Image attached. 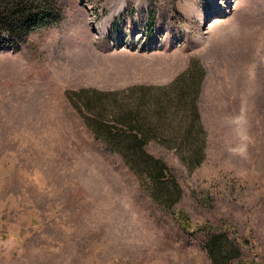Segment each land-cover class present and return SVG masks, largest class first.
<instances>
[{
  "label": "rangeland",
  "instance_id": "1",
  "mask_svg": "<svg viewBox=\"0 0 264 264\" xmlns=\"http://www.w3.org/2000/svg\"><path fill=\"white\" fill-rule=\"evenodd\" d=\"M53 1L57 25L0 51V264H215L216 236L239 251L226 264H264V0ZM192 81L206 160L188 169L179 114L144 149L174 170L169 209L104 153L80 104ZM207 224L211 238L195 232Z\"/></svg>",
  "mask_w": 264,
  "mask_h": 264
},
{
  "label": "trees",
  "instance_id": "2",
  "mask_svg": "<svg viewBox=\"0 0 264 264\" xmlns=\"http://www.w3.org/2000/svg\"><path fill=\"white\" fill-rule=\"evenodd\" d=\"M58 19L53 0H0V51L4 49L18 53L26 37L43 26L57 25ZM3 36L9 39L8 42L4 41ZM196 91L197 86L192 81L171 95L134 99V103L127 106H118L110 100H103V97L107 98L111 94L99 92L98 99L80 104L95 115L93 126L88 121L85 125L93 130L94 140L104 147V153L111 157L120 156V162L135 176L138 185L143 187L151 183L156 197L168 205L169 209L178 206L182 195L173 174L174 170L168 168L161 159L148 155L144 149L150 145L152 138H161L168 131L167 116L171 113L175 116L179 114L183 121L180 134L174 136V143L184 156H190L191 165L188 169L193 171L206 160L204 148L207 135L202 127L196 103L192 102ZM91 94L95 95L94 92ZM192 198L196 205L211 208L207 201H200L195 193H192ZM177 215L180 228L188 231V218L182 211ZM212 231L213 228L208 224L195 230L196 233L210 238ZM231 232L236 237L233 230ZM207 250L215 264H226L233 254L239 253L236 246L226 244L220 236L210 239Z\"/></svg>",
  "mask_w": 264,
  "mask_h": 264
}]
</instances>
